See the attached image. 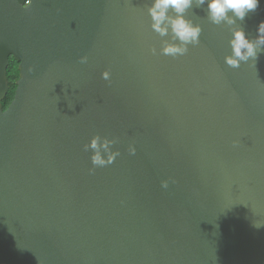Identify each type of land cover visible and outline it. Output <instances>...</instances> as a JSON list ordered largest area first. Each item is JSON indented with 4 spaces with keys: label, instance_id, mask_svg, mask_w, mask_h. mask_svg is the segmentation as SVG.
<instances>
[{
    "label": "water",
    "instance_id": "obj_1",
    "mask_svg": "<svg viewBox=\"0 0 264 264\" xmlns=\"http://www.w3.org/2000/svg\"><path fill=\"white\" fill-rule=\"evenodd\" d=\"M152 3L0 0V264H264V48L225 63L264 0L218 25L194 2L175 57Z\"/></svg>",
    "mask_w": 264,
    "mask_h": 264
},
{
    "label": "clouds",
    "instance_id": "obj_2",
    "mask_svg": "<svg viewBox=\"0 0 264 264\" xmlns=\"http://www.w3.org/2000/svg\"><path fill=\"white\" fill-rule=\"evenodd\" d=\"M197 5L208 6V18L214 24L222 22L233 24L236 19L244 20L249 12H254L260 4V0H153L152 6L148 9V14L152 19V30L161 36L168 35L171 29L172 39L180 42L177 44L165 43L162 49L164 55L177 56L187 52L188 44H198L201 28L194 26L191 21L185 19L186 11L192 7L193 3ZM27 7V4L25 5ZM171 10L174 15H170ZM229 13L232 15L230 16ZM233 38L230 41L232 55L225 57V63L230 67L238 68L241 62H247L250 58L257 59V53L264 48V21H261L257 28V37L255 40L246 38L245 32L240 29L233 32ZM81 62H86L82 58ZM105 77L107 74L105 73ZM114 141L94 136L90 143L84 146L85 151L92 150L91 157L93 166L103 167L112 163L118 152H111L110 146ZM134 154V149H130ZM102 152L107 155L104 159ZM167 187V184H163Z\"/></svg>",
    "mask_w": 264,
    "mask_h": 264
},
{
    "label": "trees",
    "instance_id": "obj_3",
    "mask_svg": "<svg viewBox=\"0 0 264 264\" xmlns=\"http://www.w3.org/2000/svg\"><path fill=\"white\" fill-rule=\"evenodd\" d=\"M18 63L15 62L11 57L9 58V65L6 70V78L8 82V91L4 99L1 101L2 109L5 110L7 106L11 103L14 91H15V82L18 79Z\"/></svg>",
    "mask_w": 264,
    "mask_h": 264
}]
</instances>
